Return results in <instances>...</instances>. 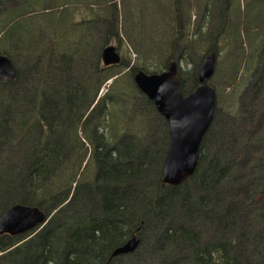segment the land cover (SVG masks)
Listing matches in <instances>:
<instances>
[{
	"label": "trees",
	"instance_id": "1",
	"mask_svg": "<svg viewBox=\"0 0 264 264\" xmlns=\"http://www.w3.org/2000/svg\"><path fill=\"white\" fill-rule=\"evenodd\" d=\"M16 1L13 7L0 0V55L11 62V46L34 43L25 23L37 13L53 19L31 65L14 66L15 78L0 80V216L21 204L45 212L47 222L20 237L0 236V264H112L119 258L112 252L133 234L141 242L155 238L156 264H264V5L255 16L254 0L241 8L228 0L234 27L226 32L223 25L218 37L232 51L211 81L218 100L220 86L231 99L221 110L226 141L219 144L217 136L211 143V124L193 174L171 187L161 184L166 122L160 117L153 128L136 109L157 115L132 77L165 70L176 46L183 63L191 50L200 60L217 52L206 50L200 30L187 33L189 12L199 3L165 0L167 22L157 42H132L136 59L128 68L130 60L103 67L87 61L75 41L63 45L57 27L67 11L60 0ZM93 4L107 15L126 11ZM105 20L103 48L111 37L121 40L117 24ZM178 76L182 93L198 85L195 65L178 68Z\"/></svg>",
	"mask_w": 264,
	"mask_h": 264
},
{
	"label": "rangeland",
	"instance_id": "2",
	"mask_svg": "<svg viewBox=\"0 0 264 264\" xmlns=\"http://www.w3.org/2000/svg\"><path fill=\"white\" fill-rule=\"evenodd\" d=\"M95 1L99 0L58 1L61 5L60 8H63L65 11H67L61 16L59 25L57 27V33L59 35H63L64 39L66 38L63 45L73 43L75 41V44H78L79 48H81L80 46L85 47V59H87V61H90L93 64L98 63L99 61V64H101L100 54L103 48L102 44H104V41L106 40L105 33L108 29V26L103 21H106V18H110L117 24L118 33L121 40L118 41L117 38L111 37L107 45L115 46L119 56L124 62L130 60L128 63V68H130L136 59L135 53L133 52L134 49L130 46V44L137 41L147 43L149 45L153 44L154 42L156 43L157 41L154 40L153 37L159 34L158 32L160 26L166 25L167 21L165 19V15H163L165 12L163 9L165 0H100L101 3L105 2L111 5L113 9H119V11H122L124 6L126 11H122V15L120 14V17H117V12L107 15L104 10L97 8L96 5L93 4ZM251 1L252 0H238L240 4L237 2V6L241 8V6H245ZM88 2H92L93 5H87ZM192 2H198L200 9L198 10V6L196 5L194 9L190 10L189 21L186 23L187 33L189 36L194 37L193 34H195V36H197V34L200 35V33H196L197 30H200L202 35H206L205 41H209V44L205 46V48H207L206 50H217V52H214L216 54L215 70L218 66L219 74L217 75V79H219L222 72L226 69L225 56L227 51H232V45L231 47H227V45L223 44L224 37L218 36L223 25L225 27V31H229V28L232 24L230 18L233 17V12L226 9L228 0H192ZM263 2V0H254L252 2L254 3L253 6H255L254 13L252 14L256 16L258 13H261L262 4L264 5ZM9 3L12 4L13 7L21 4V2L17 4L18 1L16 0H10ZM41 5L42 2L40 6ZM40 6L36 7V11L40 9ZM50 19H53L52 15H46V13H37L30 21H27L28 23H25V26L28 29V32H25V36L32 37L34 43L27 45L25 44V47L21 45L10 47L9 51L13 54L14 58L11 63L16 69H21L31 65V62L38 56V53L43 46L44 40L46 37H48L50 32L48 27V22ZM258 19V21L261 20L260 17ZM199 22H201L202 27L196 26ZM217 38H219V40H217ZM181 48V46H176L173 51L176 57L175 62H177L178 68L180 70H186L195 65L198 69L201 61L199 57L200 55L195 50L188 51L185 56L186 63H183L178 59ZM135 49L139 51L138 47ZM25 61L27 62L25 63ZM215 70L212 77L208 80V84L214 88L215 92V113L212 121V129H214L217 134L213 132L214 134L211 135L210 139L211 143L213 144L214 138L221 136V141L220 139L218 141L220 144L221 142L224 143L226 141L225 137H227L223 133L224 127H222V124L225 126L227 121L223 122L225 120L224 117L222 118L221 110H225V108L228 107L227 103L229 104L231 99L226 97L225 93L227 92V89H224L222 86H220L218 100L216 88L211 82L215 78ZM237 76H239L241 84H244L245 87L248 86L246 77H243L240 74ZM217 79L215 80L217 81ZM242 92L243 90L238 94H242ZM182 94L186 95L187 93ZM247 95L248 94H244V101L249 100ZM134 104H136V102H134ZM136 109L140 110V112L143 111L148 118L150 117V122L153 128H158L161 125L160 116L158 114L154 116L149 110H146L144 106L140 108L138 105V108L136 106ZM1 156H3V153L0 151V157ZM154 240L155 238L148 236V238L142 240L140 246L134 253L119 257L112 264H156V262L159 260V257L157 256L158 254L153 250Z\"/></svg>",
	"mask_w": 264,
	"mask_h": 264
},
{
	"label": "water",
	"instance_id": "3",
	"mask_svg": "<svg viewBox=\"0 0 264 264\" xmlns=\"http://www.w3.org/2000/svg\"><path fill=\"white\" fill-rule=\"evenodd\" d=\"M103 67L116 66L121 57L113 45L101 50ZM216 54L208 53L197 69L198 85L183 95L178 64L169 61L165 70L156 74L136 71L132 77L138 90L166 122L168 142L163 159L161 184L176 187L189 178L198 162L200 144L212 124L215 113V92L208 84L215 70ZM16 70L11 61L0 55V80H13ZM47 222L45 212L37 207L15 204L0 216V236L20 237ZM139 235L133 234L116 248L111 257L127 256L140 246Z\"/></svg>",
	"mask_w": 264,
	"mask_h": 264
}]
</instances>
